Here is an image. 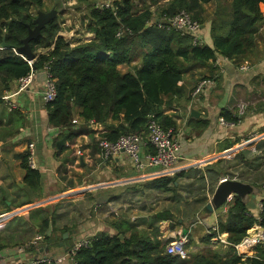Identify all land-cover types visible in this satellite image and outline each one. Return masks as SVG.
Returning a JSON list of instances; mask_svg holds the SVG:
<instances>
[{
	"label": "trees",
	"instance_id": "16d2710c",
	"mask_svg": "<svg viewBox=\"0 0 264 264\" xmlns=\"http://www.w3.org/2000/svg\"><path fill=\"white\" fill-rule=\"evenodd\" d=\"M212 2L216 3L211 20L212 46L195 45L190 35L159 27L155 22L157 18L186 10L203 23L204 4ZM156 5L161 8L159 16L154 17L152 7ZM45 6V0H0V44L4 40L8 44L0 47V95L11 90L20 77L33 70H42L49 64L56 79L57 96L46 105L48 122L50 127L61 131L62 137L64 131L69 130L67 142L70 145L79 136L92 131L89 127L91 121L107 125L112 119L119 121L118 124L107 125L108 131L101 134L102 138L116 141L122 135H142L146 140L145 151L154 152L153 146L147 142L149 117L154 115L166 129L175 128V119L164 114L163 105L181 104L184 98L188 99L183 83L185 74L193 69L212 67L210 61L216 60L218 55L235 60L239 65L243 59L257 52L260 33L264 29V0H116L115 11L97 8L96 5L90 8L88 15L94 24L91 29L96 32V38L89 42L71 46L58 35L64 17L52 19L42 29L41 36L30 42L35 53V59L30 63L18 48L24 44L29 27L35 26L38 11L45 10ZM121 26L130 28L132 33L118 38L116 35ZM41 48L49 50L38 53ZM136 59L141 60V65L134 72L123 73L120 70L121 65ZM204 78H200L198 83ZM255 81H258V88L254 92L259 98L256 109H264V89H259L264 78L256 77L254 85ZM77 109L78 117L83 121L80 126L73 122ZM220 115L237 124L245 114L239 116L238 112L223 108ZM190 124L202 128L208 125V121L192 117ZM239 142L240 139H236L234 144ZM68 147L64 146L59 152ZM96 148L100 151L98 139L94 140L93 150ZM239 150L232 154V158L218 160L217 168L208 167L203 171L202 168L190 167L175 175L149 179L145 185L156 191L178 193L177 200L185 198L186 206L194 203L205 205L209 201L208 194L214 193L220 175L251 182L264 192V138ZM28 156V151L19 155L26 169L25 182L31 189H37L41 173L30 166ZM227 168L234 169V172ZM183 178L193 180L185 181ZM190 195H196L195 199L190 201ZM261 203L258 219L251 213L249 202L234 196L226 218H220L217 223L218 232L228 234L230 246L226 254H200L194 259L169 254L166 247L172 240L159 239L160 225L163 221L172 222L175 215L170 210H162L146 220L150 232L138 228L145 219L132 222L117 218L113 223L117 233L100 232L90 237L89 246L76 253L73 264H264L263 244L257 246L252 256H241L235 248L256 224L264 226V198ZM39 211L45 213L43 209ZM52 217V223H55ZM31 219L34 221V216ZM176 220L179 221L178 218ZM175 222L170 229H177ZM49 224L50 219L44 218L39 232L45 233ZM250 232L251 244L242 246L243 252H250L257 240L255 230ZM214 235L216 233L208 232L202 241L208 244ZM54 237L53 234H45V241H54ZM30 248L39 250L36 245Z\"/></svg>",
	"mask_w": 264,
	"mask_h": 264
},
{
	"label": "crops",
	"instance_id": "0c3cea01",
	"mask_svg": "<svg viewBox=\"0 0 264 264\" xmlns=\"http://www.w3.org/2000/svg\"><path fill=\"white\" fill-rule=\"evenodd\" d=\"M69 2L71 4H68ZM95 2V0H66L62 3L63 7L59 13L64 16V22L58 35L71 46L96 38V32L91 29L94 24L88 15ZM153 7L152 11H154ZM215 9L216 3L204 4L202 14L205 18L202 23L203 41L210 46L213 44L211 20ZM257 48L255 54L243 59L250 63L248 70H240L239 66L243 61L238 65L235 60L221 55H218L216 60L210 61L212 67L193 69L192 72L185 74L183 81L188 99L184 98L181 104L174 102L171 105H163L164 114L176 121L175 129L181 142L182 167H198L203 171L208 167L217 168L218 160L232 158V154L243 147L239 146L243 144L241 142L246 141L247 145L255 144L262 137L258 133H264V109H256L259 98L254 90L258 88V81H255L254 85V80L258 76L264 78V39H259ZM47 50L40 49L42 53ZM140 65L141 60L136 59L130 64L121 65L120 70L123 73L134 72ZM202 77L213 79L215 84L206 87L194 98L192 91ZM45 78L44 70H38L26 91L14 94L17 90V81H15L11 90H5L3 95H0V216L29 207L0 226V264H12L16 258L32 255L63 256L71 246L72 240L92 237L100 232L116 234L113 223L119 217L130 219L132 222H141L143 219L149 221L153 214L162 211L149 208L151 200L148 199L154 198L157 193H160L158 195L160 199L155 200V203L159 204L161 201L162 204H166L163 210H170L180 221L198 218L199 223L195 222L197 228L199 225L203 226L198 237H203L212 230L220 218H226L224 205L220 213L218 209L203 216L202 204L194 203L186 206L187 213L184 212L181 204L185 202L184 200H177L178 204L175 205L169 204L172 198L168 193L149 189L145 185L149 179L138 178L126 153L122 152L113 159L104 161L99 156L98 148L93 150L94 140L98 139L97 134L101 135L108 131L107 125H117L119 122L117 120L109 119L107 125L95 123L90 127L92 130L90 133L79 136L71 145L67 142L69 147L59 152L57 142L62 135L61 131L50 127L48 122V111L43 99ZM259 89H264V83ZM7 93L13 94L11 99L17 105L14 110H10L6 100L3 99ZM241 104L245 105L246 112L237 125H224L220 122L223 108L238 112ZM193 110L199 115H192ZM78 111L79 109L76 110V118H79ZM192 117L207 120L208 125L198 128L190 124ZM80 122L83 123L81 119ZM236 139H240V142L234 144ZM30 143H34L35 148L37 146L36 169L41 173L40 186L37 189H31L26 184V169L22 166V159L19 157L28 151ZM230 144L234 145L226 148ZM78 151H81V154H78ZM147 171L146 174L151 170ZM222 178L223 176L220 175L218 181L220 182ZM212 182H215V178ZM136 192L140 194L136 195ZM259 194L251 195L248 201L251 213L257 218L261 212L259 204L264 198V195ZM208 195L210 198V193ZM195 196L190 195V201L195 199ZM231 196L234 198L235 195ZM253 196L256 197L254 200H252ZM137 197L144 198L149 204L135 207L133 203ZM173 207L181 210V214H176L172 210ZM40 209L45 213L40 212ZM139 209H141L140 214H138ZM114 211L118 212V217H114ZM31 216H34V221ZM52 216L55 218V223H52ZM47 217L50 219V224L45 234L47 236L53 234L55 240L38 242L37 252L28 244L40 234L39 225ZM170 221H163L166 225L161 226L159 239H168L177 234L178 230L169 228ZM50 225L52 230L49 229ZM183 228L181 227L180 230H184ZM66 232H71L68 238L64 237ZM227 237L228 234L224 233L223 238ZM221 244L223 243L218 242L216 248ZM229 246L223 245L225 252L222 254L228 252ZM255 251L251 249L246 256H252Z\"/></svg>",
	"mask_w": 264,
	"mask_h": 264
},
{
	"label": "built area",
	"instance_id": "2783aa9c",
	"mask_svg": "<svg viewBox=\"0 0 264 264\" xmlns=\"http://www.w3.org/2000/svg\"><path fill=\"white\" fill-rule=\"evenodd\" d=\"M95 5L97 8H110L114 11L116 10L115 1L116 0H95ZM68 4H71L70 2ZM159 27L174 29L175 31L180 32L182 35H190L193 38V44L195 45H203L204 38L202 33V23L195 19L192 14L186 10H180L171 16H163L159 18V22H157ZM126 33H132L130 28L125 26H121L117 31V37L122 38ZM40 51V50H39ZM32 63V61H30ZM249 61L245 60L241 63L240 70H248L249 69ZM46 78H45V90L43 93V99L47 105V103L52 102L57 96V84L56 79L50 71V66L47 64L44 69ZM36 70L31 71L27 75L20 77L17 80V90L14 94L22 93L26 91L30 85L32 84L35 78ZM215 84V81L210 78L202 79L194 88L192 92V96L196 98L200 95L201 92L204 91L206 87H210ZM8 94V95H7ZM3 99L6 100L8 108L10 110L16 109L17 105L11 97L13 94L7 93ZM246 112V107L244 104L240 105L238 114L239 116L244 115ZM75 124H80V119L75 118L73 121ZM220 122L224 125H237L233 122L226 121L223 117H220ZM95 122L91 121L89 123V127H92ZM148 139L153 148L154 152H147L144 149V145L146 144V140L144 136L138 134H128L120 136L116 141H110L106 138H102L101 135L97 134L99 140V156L104 160L108 161L119 155L120 153H126L131 161L133 168L136 170L138 174V178L143 180L152 179L155 177L161 176H171L180 172L181 170L189 169L184 168L180 165L181 160V142L179 140V134L175 128L170 127L168 129L164 128L163 125L159 122V120L154 116L150 115L148 123ZM259 137V136H258ZM246 143V141L244 142ZM29 152V164L32 168H37V163L35 160V144L30 143L28 146ZM78 154H81V151H78ZM150 169L151 171L146 174ZM228 177H224L226 179ZM232 196H230L227 202L224 204V212L227 213L229 208V203L232 201ZM259 209H262V203L259 204ZM12 213V212H11ZM11 213L0 216V226L7 223L13 215ZM114 217H118V212H113ZM260 217H258L259 219ZM255 235L257 240L252 245V250L255 249V246L258 244L264 245V237L262 232L259 231V225H255ZM189 232L191 229H188V233L184 234V230H178L177 234L172 237L174 238L171 242L168 243L166 250L169 254L178 255L182 258L188 257V252L186 250V244L189 241ZM208 232L216 233L214 237H212V241L221 242L223 245H230L227 238H223V234L218 232V226L215 225L212 230ZM250 235L246 236L244 240L235 245V248L239 255L246 256V252L242 251V246L250 245ZM170 239V238H168ZM167 239V240H168ZM45 240L44 234L37 235L33 240L29 242V246H35L38 242H42ZM166 240V239H164ZM91 242L90 237H82L75 241L74 245L60 257H51L48 255H32L24 258H16L12 264H73L75 263V255L76 253L82 249L83 247L89 246ZM216 244V243H215ZM245 260V259H244Z\"/></svg>",
	"mask_w": 264,
	"mask_h": 264
},
{
	"label": "water",
	"instance_id": "95a60500",
	"mask_svg": "<svg viewBox=\"0 0 264 264\" xmlns=\"http://www.w3.org/2000/svg\"><path fill=\"white\" fill-rule=\"evenodd\" d=\"M58 16V10L57 9H51L50 11L40 10L38 11V14L34 20L35 26L29 27V32L27 37L23 40V45L18 48V52L25 55L29 61H32L35 59V53L33 52L30 42L34 39H37L42 34V29L54 18ZM155 22H159V18L155 19ZM8 44L4 40L0 47H6ZM192 115H199V113L196 110L192 111ZM69 133V130L66 129L64 131V136L58 140L57 147L58 149L62 150L64 146L67 145V135ZM243 146V145H242ZM244 147V146H243ZM242 147V148H243ZM241 149V148H239ZM238 149V150H239ZM81 161H83V158H81ZM261 188L248 183L244 182L242 180L238 179H230L226 178L219 182L217 188L215 189L212 198L207 202L203 209L202 214H211L223 207V205L227 202L228 198L231 195H237L239 196L244 202L248 203L249 198L251 195H256L261 192ZM39 204V203H37ZM28 206L22 208L21 210L14 211L11 213V215H18L21 212H24ZM12 216V217H13ZM50 230H52V225H50ZM259 231L262 232L264 235V226H259ZM188 233V229H184V234ZM71 232H66L64 234L65 238H68ZM120 237L123 239L124 236L120 235ZM75 243L74 240L71 241V246H73Z\"/></svg>",
	"mask_w": 264,
	"mask_h": 264
},
{
	"label": "rangeland",
	"instance_id": "374dc122",
	"mask_svg": "<svg viewBox=\"0 0 264 264\" xmlns=\"http://www.w3.org/2000/svg\"><path fill=\"white\" fill-rule=\"evenodd\" d=\"M66 0H45V3H46V6H45V11H50L51 9H57L58 10V13H59V10L63 7L62 5V3L63 2H65ZM164 2H161V4H163ZM160 8H161V6H159ZM159 7H157V5L156 6H154L153 8H154V11H155V14H154V17H156V16H159V11H160V8ZM58 16H62V17H64L61 13H59V15ZM260 37H261V40L262 39H264V29L261 31V33H260ZM41 49H46V48H41ZM49 50V49H48ZM47 50V51H48ZM42 51V50H41ZM41 51H38V53H42ZM46 52V51H45ZM14 85V84H13ZM2 95H3V93H2ZM8 95V94H7ZM253 101V100H252ZM244 102V101H243ZM242 105V104H241ZM8 106V105H7ZM258 135L260 136V135H262V137L259 139V141L261 140V139H263L264 138V133H258ZM241 143H243V144H239V146H244L243 148H241V149H244V148H246V146H247V144H245L244 142H241ZM253 144V143H252ZM252 144H250V145H252ZM238 146V147H239ZM36 148H37V146H36ZM36 148H35V160H36V158H37V153H36ZM253 152V151H252ZM36 163H37V161H36ZM38 165V164H37ZM241 167L242 166H239V168L241 169ZM226 169V168H225ZM227 170L228 171H232V172H234V169L232 170V169H228L227 168ZM235 171H237V170H235ZM240 172H241V170H240ZM228 175H225V176H223V178L224 177H227ZM229 178V177H228ZM244 182H248V181H244ZM248 183H251V182H248ZM251 184H253V183H251ZM255 185V184H254ZM256 186H258V185H256ZM259 187V186H258ZM184 193H186L184 190H182ZM140 193L139 192H136V195H139ZM160 193H157V195L154 197V198H149L148 200H151V202H150V207L149 208H153L155 211H157V210H163L164 209V207H165V205L166 204H162L161 203V201H159V204H156L155 203V200H158V199H160V197L158 196ZM161 194H163L164 195V193H161ZM168 195L169 196H171V203H169V204H178V201H177V198H178V193H177V195H174V193H168ZM212 195H213V193H211V195H210V198H209V200L211 199V197H212ZM260 196H263L264 195V192H262V190H261V193L259 194ZM168 196V198H170ZM162 198H163V196H162ZM256 197H254L253 196V199L252 200H254ZM144 198H140V197H137L136 199H135V203H133L134 205H135V207H141V204H142V206H145V204H149V202H147V201H145V199L143 200ZM176 199V200H175ZM184 201H186L185 200V198L183 199ZM181 203V202H180ZM257 203V206H258V201L256 202ZM182 204V208H183V210H184V212H186V208H188V207H186V205H187V203H185V202H183V203H181ZM172 210L173 211H175V213L176 214H178V215H180L181 213V210H178V208H175V207H173L172 208ZM219 213L222 211V208H220L219 210ZM136 212V211H135ZM141 213V209H139V211H138V214H140ZM20 214V213H19ZM203 215V214H202ZM204 216V215H203ZM204 219H205V217H203ZM177 218L175 217V219L171 222H169L170 223V225H172L173 224V222L174 221H177V222H175V225H176V227H177V229L176 230H180V228L182 227H184L183 229H191V232H190V235H189V241H188V243L186 244V250H187V252H188V257L187 258H191V259H194L195 258V256L196 255H200V254H203V255H206V256H212V255H214V254H216V253H220V254H222V252L224 253L225 251H223V244H221V245H219L217 248H216V246L218 245V242H213L212 240H211V242H209L208 244H207V242H203L202 241V237H198V233H199V231H200V229H202L203 228V226H198V228H197V225L195 224V222H197V224L199 223L198 221V218L196 219H190L189 221L188 220H176ZM135 220H137V219H135ZM139 220V219H138ZM180 222V223H179ZM166 225V223H164V222H161V225H160V228H161V226H165ZM256 225H259V226H262V225H260V224H256ZM148 226H149V224H148V222H146V220H143V226H138V228L139 229H148ZM171 227V226H170ZM169 227V228H170ZM255 228H256V226H254L251 230H255ZM258 229H259V227H258ZM251 230H249L248 231V235H250V236H252V234H251ZM148 231L150 232L151 231V229H148ZM40 234H44L45 235V233L44 232H42V233H40ZM175 236V235H174ZM196 236V237H195ZM174 238L173 237H171V240H173ZM167 240V239H166ZM210 243L212 244V245H210ZM258 245H262V244H258ZM258 245H256L255 246V249L254 250H256V248H257V246ZM263 246V245H262ZM225 250V249H224ZM251 250V249H250ZM248 252V251H247ZM246 252V253H247Z\"/></svg>",
	"mask_w": 264,
	"mask_h": 264
},
{
	"label": "bare ground",
	"instance_id": "6f19581e",
	"mask_svg": "<svg viewBox=\"0 0 264 264\" xmlns=\"http://www.w3.org/2000/svg\"><path fill=\"white\" fill-rule=\"evenodd\" d=\"M263 235V234H262ZM263 237H264V235H263Z\"/></svg>",
	"mask_w": 264,
	"mask_h": 264
}]
</instances>
